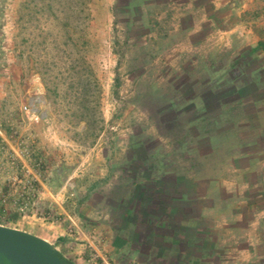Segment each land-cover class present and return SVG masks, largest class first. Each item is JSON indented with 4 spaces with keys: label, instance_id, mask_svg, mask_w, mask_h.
Listing matches in <instances>:
<instances>
[{
    "label": "rangeland",
    "instance_id": "obj_1",
    "mask_svg": "<svg viewBox=\"0 0 264 264\" xmlns=\"http://www.w3.org/2000/svg\"><path fill=\"white\" fill-rule=\"evenodd\" d=\"M261 110L264 0H0V224L74 264H264Z\"/></svg>",
    "mask_w": 264,
    "mask_h": 264
},
{
    "label": "water",
    "instance_id": "obj_2",
    "mask_svg": "<svg viewBox=\"0 0 264 264\" xmlns=\"http://www.w3.org/2000/svg\"><path fill=\"white\" fill-rule=\"evenodd\" d=\"M38 90L44 92L41 84ZM0 264H72V261L48 239L0 224Z\"/></svg>",
    "mask_w": 264,
    "mask_h": 264
},
{
    "label": "crops",
    "instance_id": "obj_3",
    "mask_svg": "<svg viewBox=\"0 0 264 264\" xmlns=\"http://www.w3.org/2000/svg\"><path fill=\"white\" fill-rule=\"evenodd\" d=\"M259 114H260V119L264 123V110H261ZM255 222L257 223V221H255ZM251 231H252V229H251ZM251 233L252 232L248 231V232H245L243 234L244 236H246V234L248 235V238H247L248 241L251 239L250 238ZM217 239H218V235L217 236L211 235V240L216 241ZM232 239L233 238L231 236H229V235L226 236V237L221 238V240H226V242L232 241ZM252 245H253V243L250 242V244L248 243V245H246L245 248H242L241 250H239L238 248L234 249V248H230V247H228V248H226L224 250L211 249L210 253H211V256L213 254H215L216 256L221 255V256L227 257V258H232V257H236V256L242 257L243 258L242 261L245 262V261L251 260V258L254 257V254H253V251H252V247H251Z\"/></svg>",
    "mask_w": 264,
    "mask_h": 264
},
{
    "label": "built area",
    "instance_id": "obj_4",
    "mask_svg": "<svg viewBox=\"0 0 264 264\" xmlns=\"http://www.w3.org/2000/svg\"><path fill=\"white\" fill-rule=\"evenodd\" d=\"M25 110L29 118H37V110L32 107V105H26Z\"/></svg>",
    "mask_w": 264,
    "mask_h": 264
},
{
    "label": "trees",
    "instance_id": "obj_5",
    "mask_svg": "<svg viewBox=\"0 0 264 264\" xmlns=\"http://www.w3.org/2000/svg\"><path fill=\"white\" fill-rule=\"evenodd\" d=\"M72 264H74V263L72 262Z\"/></svg>",
    "mask_w": 264,
    "mask_h": 264
}]
</instances>
